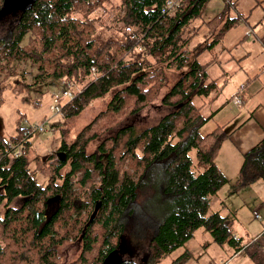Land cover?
<instances>
[{
  "label": "trees",
  "instance_id": "trees-1",
  "mask_svg": "<svg viewBox=\"0 0 264 264\" xmlns=\"http://www.w3.org/2000/svg\"><path fill=\"white\" fill-rule=\"evenodd\" d=\"M166 1L118 0L123 40L100 42L98 10L111 0H0V18L19 17L9 38L0 39V106L6 81L16 78L24 63L36 70L33 86L71 85L73 96L62 104L65 118L110 96L104 111L71 142L62 140L57 146L64 160L56 151L45 159L29 158V127L19 126L9 138L0 136V264H60L59 248L72 241L79 242L80 250L66 264H137L119 255L121 217L137 197L140 179L160 163L167 214L139 264L159 263L202 226L218 245L227 244L234 253L244 250L254 264H264V229L243 246L232 230L233 213H208L211 197L223 187L234 194L264 181V138L243 154L238 176L230 180L215 163L229 135L225 124L199 131L212 117L201 115L204 99L217 94L219 86L217 80L206 82V67L197 56L212 51L242 19L227 18L225 6L203 23L213 38L191 60L188 28L202 19L210 0H182L171 15L161 13ZM261 41L264 45V35ZM167 70L180 75L161 96ZM157 99L169 110L157 122L138 132L126 123ZM31 162L44 183L33 177ZM56 195L57 206L48 202ZM15 199L19 206L12 205ZM190 257L185 249L169 264H184Z\"/></svg>",
  "mask_w": 264,
  "mask_h": 264
},
{
  "label": "rangeland",
  "instance_id": "rangeland-1",
  "mask_svg": "<svg viewBox=\"0 0 264 264\" xmlns=\"http://www.w3.org/2000/svg\"><path fill=\"white\" fill-rule=\"evenodd\" d=\"M118 3V0H111L110 4L104 3L103 7L98 10L101 19L97 24V36L100 42L111 39L123 40L122 24L117 21L116 17L115 7ZM223 6L224 8L226 6L227 18L238 19V21L242 19L245 23L238 22L237 26L228 31L212 51L205 50L197 56L198 62L206 67V82L217 80L219 86L217 94L214 92L209 98L204 99L206 106L201 115H212V117L200 128L199 131L202 134L225 123L227 125L224 130L228 132L237 118L240 119L237 116L239 111L237 109L241 105L235 107L231 101H227L226 97L230 94L228 91L239 87L241 82L239 77L244 74L254 77L258 68L262 69L264 64V46L261 42L264 34V0H211L202 19L192 22L188 28L189 35H193L189 46V51H192L190 59L193 60L199 49L212 40L213 35L208 32L203 23L223 10ZM18 19V15H6L0 18V39L9 38ZM249 29H255V35L245 37ZM35 73V68L24 63L16 69V78L6 81L0 106V136L9 138L15 135L19 126L31 128L29 158L45 159L54 151H59L57 146L62 140L71 142L85 125L104 111L110 96L94 100L80 115L65 118L62 113L51 112L50 107L55 98L59 100L61 106L69 100L61 95L63 90H67L66 87L61 86L60 83L55 86H45L39 83L33 86L31 84L35 83ZM166 73L168 84L161 92V96L173 86L180 75L174 70H167ZM13 86H16L15 91L12 90ZM199 102L195 101L198 105ZM168 112L169 110L162 107L157 99L140 113L129 118L126 123L134 125L138 132L157 122ZM37 125H43L44 130H33ZM94 145L95 142H92L88 151H91ZM222 153L226 164H230V166L227 165L229 169L234 167V163H237L236 169L240 167L241 155H235L233 151L227 152L226 148L222 149ZM36 166L35 162H31L33 177L39 183H44L45 177ZM162 179L163 163L154 164L140 179L137 197L121 217L124 231L119 255L124 259H132L137 264L145 260L149 241L158 224L167 214L166 202L169 199L164 187L161 186ZM227 189L228 187L225 186L217 195L211 197L208 213L219 211L224 216L233 213L232 230L236 237L241 238V244L244 246L264 229V181L260 179L234 194H229ZM19 204L20 199L12 202L13 206H19ZM255 213L258 217H255ZM185 249L190 251L191 257L184 264H254L246 251L241 250L234 253L233 247L227 244L220 246L214 242L211 233L204 226L198 228L193 238L184 246L166 255L157 264H169ZM79 250L78 241L62 245L59 248L60 264H66L75 259ZM117 258L118 261L122 259L118 255Z\"/></svg>",
  "mask_w": 264,
  "mask_h": 264
},
{
  "label": "crops",
  "instance_id": "crops-1",
  "mask_svg": "<svg viewBox=\"0 0 264 264\" xmlns=\"http://www.w3.org/2000/svg\"><path fill=\"white\" fill-rule=\"evenodd\" d=\"M221 11H219V13ZM250 30H253L254 33L256 32L255 29ZM254 77H250V75L246 74L239 77V81L241 82L238 86H245L241 107L237 109V111L239 110L237 116H239L240 119L238 120L237 118L236 122L230 127L228 132L224 130V132L229 135L223 140L219 153L215 159V163L219 170L230 180H235L237 178L240 167L236 169L237 163H234V167L229 169L230 164H226L222 149L226 148L227 152L233 151L235 155H241L242 157L245 152L250 150L264 138V64L262 69L259 70L258 68L257 74H255ZM237 89L238 88L236 87L228 92L232 93ZM226 99L227 101H230L229 95H227ZM226 125L227 124L225 123V126ZM227 165L229 166L227 167ZM220 191L221 189L217 193Z\"/></svg>",
  "mask_w": 264,
  "mask_h": 264
},
{
  "label": "built area",
  "instance_id": "built-area-1",
  "mask_svg": "<svg viewBox=\"0 0 264 264\" xmlns=\"http://www.w3.org/2000/svg\"><path fill=\"white\" fill-rule=\"evenodd\" d=\"M181 2L182 0H167L165 3H164V6L161 10V13L162 14H166V13H169L170 15L173 14L176 9L181 5ZM240 22H243V20H240ZM126 31L129 32L130 29L129 28H126ZM254 34L253 30H247L246 33H245V36H252ZM132 38H134L132 36ZM140 49V48H139ZM91 72L93 75H95V70L94 68L91 69ZM65 82H61L60 85L61 86H64L66 87L67 90H63V92L61 93L62 97L64 98H69L71 99L73 94H72V91H70L72 88L71 85H69V87L65 86L64 85ZM244 91H245V86L244 85H241L240 87H238V89L232 93L229 94V99L231 100L232 104L234 106H240L242 104V97H243V94H244ZM50 110L51 112L53 113H57V114H60L62 113L63 115V112H62V106L60 105V102L57 98H55L53 100V105L50 107ZM34 129H37L39 131H43L44 130V127L43 125H37L33 128ZM31 132H32V129H31ZM19 153H17L18 155ZM255 217H258V214L255 213Z\"/></svg>",
  "mask_w": 264,
  "mask_h": 264
},
{
  "label": "water",
  "instance_id": "water-1",
  "mask_svg": "<svg viewBox=\"0 0 264 264\" xmlns=\"http://www.w3.org/2000/svg\"><path fill=\"white\" fill-rule=\"evenodd\" d=\"M56 153H57V158H58L59 160H64V159H65V157H64L65 154H64L63 152L58 151V152H56ZM48 202H53V203H55L56 206H57V205H58V202H59V196L56 195V196L50 198V199L48 200Z\"/></svg>",
  "mask_w": 264,
  "mask_h": 264
},
{
  "label": "flooded vegetation",
  "instance_id": "flooded-vegetation-1",
  "mask_svg": "<svg viewBox=\"0 0 264 264\" xmlns=\"http://www.w3.org/2000/svg\"><path fill=\"white\" fill-rule=\"evenodd\" d=\"M27 1H31V0H27ZM53 204V203H52Z\"/></svg>",
  "mask_w": 264,
  "mask_h": 264
}]
</instances>
